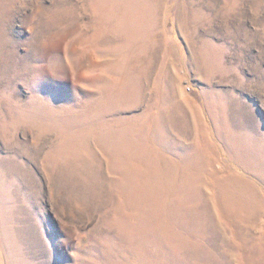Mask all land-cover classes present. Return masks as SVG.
Returning <instances> with one entry per match:
<instances>
[{
  "label": "rangeland",
  "instance_id": "374dc122",
  "mask_svg": "<svg viewBox=\"0 0 264 264\" xmlns=\"http://www.w3.org/2000/svg\"><path fill=\"white\" fill-rule=\"evenodd\" d=\"M0 264H264V0H0Z\"/></svg>",
  "mask_w": 264,
  "mask_h": 264
}]
</instances>
